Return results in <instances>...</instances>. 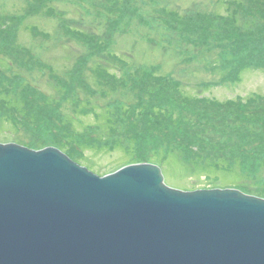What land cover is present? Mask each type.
<instances>
[{
  "label": "rangeland",
  "instance_id": "obj_1",
  "mask_svg": "<svg viewBox=\"0 0 264 264\" xmlns=\"http://www.w3.org/2000/svg\"><path fill=\"white\" fill-rule=\"evenodd\" d=\"M12 142L264 198V0H0Z\"/></svg>",
  "mask_w": 264,
  "mask_h": 264
},
{
  "label": "water",
  "instance_id": "obj_2",
  "mask_svg": "<svg viewBox=\"0 0 264 264\" xmlns=\"http://www.w3.org/2000/svg\"><path fill=\"white\" fill-rule=\"evenodd\" d=\"M0 264H264V198L0 143Z\"/></svg>",
  "mask_w": 264,
  "mask_h": 264
}]
</instances>
